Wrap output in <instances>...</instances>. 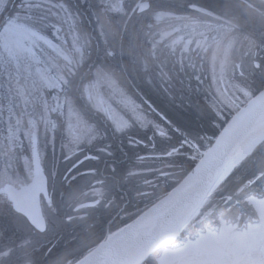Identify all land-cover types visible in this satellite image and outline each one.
I'll list each match as a JSON object with an SVG mask.
<instances>
[{
    "label": "flooded vegetation",
    "instance_id": "obj_1",
    "mask_svg": "<svg viewBox=\"0 0 264 264\" xmlns=\"http://www.w3.org/2000/svg\"><path fill=\"white\" fill-rule=\"evenodd\" d=\"M187 3L188 0H155L160 10H173L171 17L156 23L135 13V0H124L123 12L107 14L101 11L100 0H4L0 6V49L11 48L9 42L1 39L12 32L24 39L21 47L27 50H23L21 57L8 56L4 50L5 56H0V182L5 187L20 190L32 181L23 161L30 154L35 139L39 152L46 155L43 167L47 169L49 184L56 185V191L51 194L59 211L47 210L41 192L38 203L40 211L47 216L48 230L36 232L13 212L8 195L0 192V264H51L57 255L84 253L94 242L132 222L183 177L186 155L183 107H177L175 119L167 114L170 106L166 82L176 81L179 87L182 81L192 79L196 82V94L211 96L216 94L214 80L217 78L221 100L230 103L222 82L226 73L217 72L212 59L218 54L217 50L225 49L229 40L232 46L234 34L244 33L241 45L248 49L253 42L249 41L247 33H264V0H196L198 5L213 13L211 16L193 13L182 6ZM190 15L198 17L202 28L215 26L224 34L219 46L212 42V37L217 35L214 31L207 33L209 42L204 46L196 44V39L201 37L193 38L188 46L191 52L186 54L183 41L174 48L171 46L177 36L187 31L183 28L184 22L176 20L175 16ZM101 21L107 32L131 34L128 87L121 83L119 57L108 63L116 73L121 91L116 92L107 84L100 87L104 106L116 115L117 123H123L122 114L128 120V127L114 131L108 122L92 116L99 125V134L91 145L85 139L83 150L94 158L85 162L81 172L87 175L77 177V184L86 193L83 202L95 206L77 213L62 203L60 195L63 190L61 173L71 163L64 161L62 145L67 124L75 123V116L70 114L66 99L65 103L59 99L66 96L63 88H44L40 83V71L47 70L44 75L51 80L61 81L63 76L76 82L81 77H90L103 62L104 55H98L99 48L107 44L100 34ZM149 24L153 27L149 28ZM81 34L90 38V55L82 66L73 68L75 76H72L64 54H74L73 36ZM188 38L185 35V40ZM14 63L23 65L22 70L26 72L19 74L7 67ZM201 80L213 81L212 88L209 84L210 88L200 90ZM214 101L218 105L222 103ZM11 110H26V114L18 113L21 120H8ZM57 112L64 113L63 118ZM136 112L146 117L145 123L136 120ZM45 119L64 127L53 132L44 123ZM11 135L17 145L7 147L3 142H8ZM52 173L57 174L55 180L51 179ZM93 188L100 189L102 195L94 196ZM68 216L74 218L68 220ZM187 230L185 226L180 236ZM61 240L62 251L57 248ZM168 247L163 251L171 249ZM149 262L152 264L154 259Z\"/></svg>",
    "mask_w": 264,
    "mask_h": 264
},
{
    "label": "snow or ice",
    "instance_id": "obj_2",
    "mask_svg": "<svg viewBox=\"0 0 264 264\" xmlns=\"http://www.w3.org/2000/svg\"><path fill=\"white\" fill-rule=\"evenodd\" d=\"M4 0H0V6H2ZM101 11L104 13L111 12H123L124 11V0H100ZM187 8L191 9L193 13H202L206 16H211L213 13L206 10L204 7L198 5L196 0H188L186 5ZM134 11L137 15L147 16L151 18L156 23L161 22L166 17H171L173 10H160L155 4V0H135ZM175 19L178 21H183V28L187 31L184 35L177 36L171 42V46L174 48L176 45L181 44L183 41V48L186 51L189 44L192 43L193 38L201 37V39H196V44L198 46H204L209 42L208 32H216L217 35L212 37V42L217 44L221 43L223 40V33L219 31L215 26H205L201 27L198 17L195 15L190 16H175ZM99 20V18H98ZM149 28H152L153 25L149 24ZM231 29H228L230 31ZM100 34L105 37V43H107L108 32L105 31V24L100 22ZM167 35V33H165ZM185 35L189 38L185 40ZM232 41L229 40L228 44L225 45V55L227 54L228 48L231 47ZM73 52L74 54H64V58L67 61L69 66V71L72 73V76H75L73 68L76 65H83L87 56L90 55L91 41L88 35H74L73 36ZM53 47H55L53 45ZM155 45H153V49ZM59 51V49H57ZM152 55L155 56V52H152ZM115 57V52L111 49H106L104 52L103 62L96 67L95 72L90 77H81L79 81L74 82L68 77H60L62 84H56L55 81L51 80L44 73H40V79L44 84L51 88L53 86L62 87L66 96V104L68 106L69 112L71 115L75 116V123L69 122L66 128V135L64 136L63 142V159L66 162H71L70 167L66 168L61 173L62 189L60 191L61 200L64 205L73 211L80 213L81 211H88L90 208H93L95 205L85 204L82 198H87L86 193L82 188L77 184V177L81 175H87L86 172H81V169L84 167L85 162L93 159L91 155H87L83 150V142L85 139L89 145L93 144L98 136V123L92 116L99 118L102 121L108 122L113 126L114 131H123L128 127V120L123 117L121 114L120 119L123 123H117L116 115L105 107L103 100L100 96V87L102 84H107L113 88L114 91L120 92L121 89L117 86V76L113 68L110 66L108 61ZM259 67V66H258ZM224 62L220 63V72H224ZM39 71V70H38ZM257 101H264V92H261L257 96ZM95 102V103H93ZM255 102V101H254ZM136 120L141 124L146 122V117L140 113L136 112ZM44 123L49 127L50 130L55 132V130L60 127L63 129V125H58L57 122L53 120L45 119ZM231 124L226 125L222 128L218 137L216 138L215 144L216 147L209 148L202 155L204 159H201L197 165L196 171H199L200 168L206 163V158L212 156L216 149L221 144L224 137L228 134L231 128ZM53 143L55 141L53 140ZM46 160V155H42L37 147V143L34 141L30 148V154L24 157L23 166L28 169L32 175V182L21 189V197L28 198L31 197L33 200L36 199L37 193L43 192L44 197L41 199H46V206L48 211H59L56 200L54 199L51 193L56 191L55 184H49L46 176L48 175L47 169L43 167V162ZM56 161L53 162V167L56 168ZM238 170L235 169L234 172ZM56 173L51 174V179L55 180ZM259 181L249 180L248 184L251 187H255ZM66 186V187H64ZM245 191H247L245 189ZM0 192L7 193L10 207L13 209V212L20 218L24 219L30 227L36 232H46L48 230V219L47 216L41 212L35 218L21 209L20 199L13 193V190L9 187L3 186V183L0 182ZM92 192L94 196H101L102 192L98 188H93ZM170 195V194H169ZM255 197H258L255 198ZM255 197L249 196L248 203H257L260 206L264 207V190L255 194ZM230 199V198H229ZM165 201H160L159 204L153 206V210H157L160 204H163ZM73 216H68V220H72ZM221 225L223 226L222 231H229L231 225H228L225 220L221 219ZM131 227V225H129ZM51 264H65L63 255H57L55 259L51 261ZM78 264H86L84 260L78 262Z\"/></svg>",
    "mask_w": 264,
    "mask_h": 264
},
{
    "label": "trees",
    "instance_id": "obj_3",
    "mask_svg": "<svg viewBox=\"0 0 264 264\" xmlns=\"http://www.w3.org/2000/svg\"><path fill=\"white\" fill-rule=\"evenodd\" d=\"M240 35L243 34H238L235 38L238 42L241 41ZM247 35L248 38L255 40L256 45H254L252 50L255 52L256 57L253 58L250 54L248 60L243 59L244 49L234 45L231 49L229 60H227V64H230L228 83L232 87L239 88V94L245 98L255 95L264 88V45H261L264 43V33H247ZM130 37L131 34L129 33L108 32L106 46L100 47L98 51L99 56L104 55L105 50L109 47L115 52V57L120 58V65H118L120 79L121 83H125L126 86L128 83L127 74L131 72L130 58L132 54H130ZM121 42H123L122 45L120 44ZM92 50L94 54V48ZM253 59L256 60L255 63ZM169 83L172 84V81H169ZM203 83H206V81ZM195 85V82L184 81L183 92L177 89V87H173L172 91L168 90L167 96L169 99L168 104H172L173 102V104H176L174 105L176 107V102H179L181 105L179 107H183L185 138L191 145L189 149L186 148L188 153L185 157L184 175H187L188 171L196 163V159L201 155L200 153L212 142L220 128L233 113V108L227 105H224L219 110L214 109L210 103V97L194 92L196 91ZM169 111L174 113L175 109L169 108ZM198 136L200 139L194 141V138ZM194 151H197V153H194ZM194 154L195 159L187 157ZM235 169L238 170L230 176L229 174L233 173ZM259 173H262V176L256 180L259 183L255 187H251L247 182L256 178ZM171 188L172 186L170 185L167 191ZM238 188L240 189L236 193V189ZM262 190H264V140L251 150V153L238 161L221 183H219L210 200L216 198L218 201V198H225L228 195L230 199H224L218 206H214V214L217 216L223 215L225 219L239 221L240 223L246 219L249 220L255 217V213L245 203V199L249 198L250 195L255 196L256 193ZM204 222H208V220ZM65 264L70 263L65 262ZM146 264L151 263L147 262Z\"/></svg>",
    "mask_w": 264,
    "mask_h": 264
},
{
    "label": "water",
    "instance_id": "obj_4",
    "mask_svg": "<svg viewBox=\"0 0 264 264\" xmlns=\"http://www.w3.org/2000/svg\"><path fill=\"white\" fill-rule=\"evenodd\" d=\"M261 92H264V89L249 99L228 120L226 125H232L230 131L215 153L206 158V163L199 171L195 169L200 160L204 159L203 155L187 175L162 199L147 208L134 221L102 241L98 247H95L79 261L84 260L86 264H141L160 250L166 242L177 238L179 231L199 210L201 204L214 188L224 162L228 159L231 151L264 121V101H257L256 99ZM216 138L205 152L211 147H216ZM32 141L36 142L35 139ZM6 187L11 188L17 198L20 199V207L23 211H33L30 213L33 218L40 213L37 202L41 192L37 193L36 199L33 200L31 197H21L22 188L16 190L12 186ZM162 200L165 202L160 204L157 210H153V206Z\"/></svg>",
    "mask_w": 264,
    "mask_h": 264
},
{
    "label": "rangeland",
    "instance_id": "obj_5",
    "mask_svg": "<svg viewBox=\"0 0 264 264\" xmlns=\"http://www.w3.org/2000/svg\"><path fill=\"white\" fill-rule=\"evenodd\" d=\"M12 35L14 37H12ZM1 40H5V42L7 43L9 42L10 43L9 45L12 46H10L11 48L8 49H6L5 47H4L5 49L3 48L0 49V56H5L4 55V51H5L8 56L21 57L24 55L22 53L23 50L24 51L27 50L21 47L24 44V39L16 33L9 32L7 34H4ZM189 50L190 49H187L186 51ZM216 52L218 54L216 55L215 59H212L214 61L213 67L215 69L217 67V72H219L220 65L218 67L217 63L221 62L223 58L226 56L225 49L219 51L217 50ZM219 58H221L220 61L217 60ZM15 63L13 65H8V66L6 65V66L12 68L13 72L19 74L21 72H26L25 70H22L23 65L20 66V64H15ZM26 66L27 65L25 64L24 67L26 68ZM40 72L47 73L48 71L45 69H41ZM12 79H13L12 81L14 82L16 81V78H12ZM216 80L217 78L214 81ZM53 81H55L56 84H60V83L62 84V81H60L59 79ZM40 83L44 85V88L46 89L49 88L44 84L42 80L40 81ZM247 98L249 99L251 98V96ZM59 99L62 103H65V97H59ZM242 99H246V98L242 97ZM237 101L241 102L238 99ZM21 103L24 104L23 101H21ZM49 105L52 106L53 103L50 102ZM11 111L12 112H10V114L8 113V120L9 119L21 120V118L18 116V113L24 115L26 114V110H19V111L11 110ZM56 114H59L60 115L59 117L63 118L64 113L57 112ZM42 119L43 116H41L40 120ZM3 143L7 147L17 145V141L16 139H13L12 135L9 138L8 142L4 140ZM242 157H240L238 161ZM9 168L11 167L9 166ZM226 174L227 172L217 182L216 188H218L219 183H221V181L224 179ZM239 189L240 188L236 189V193L238 192ZM210 198L207 200L206 204L204 205L203 211L205 212L203 213V211H201L198 215H196L198 217L195 216L193 218V220L190 223V226H193L198 223L200 224V221L203 218L209 216L212 213L214 206L215 207L218 206L220 203L223 202L224 199H229L230 196L228 195L225 198H221V199L218 198V201L216 200V198H213L211 200ZM245 201H246L245 203L248 204V206H250V208L255 211L254 213L257 217L255 221L246 223L247 225L245 224V226L239 225L237 223L230 224L226 222L228 225H231V229L229 231H222L223 226L220 223L219 231L214 232L207 229L204 230L202 233H198L195 238L183 236L184 237L183 245L177 247L174 250H165L164 252H161L157 264H264V207L260 206L257 203H248L247 202L248 199L247 200L245 199ZM213 215L216 216L215 214ZM219 221H221V219ZM67 258H65L64 260H66Z\"/></svg>",
    "mask_w": 264,
    "mask_h": 264
},
{
    "label": "bare ground",
    "instance_id": "obj_6",
    "mask_svg": "<svg viewBox=\"0 0 264 264\" xmlns=\"http://www.w3.org/2000/svg\"><path fill=\"white\" fill-rule=\"evenodd\" d=\"M262 138H264V121H262L255 129H253L237 146L231 151L222 171L220 172V177L233 166V164L238 161V159L248 153Z\"/></svg>",
    "mask_w": 264,
    "mask_h": 264
}]
</instances>
